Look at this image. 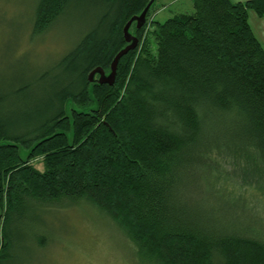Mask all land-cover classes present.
Here are the masks:
<instances>
[{"label":"trees","instance_id":"16d2710c","mask_svg":"<svg viewBox=\"0 0 264 264\" xmlns=\"http://www.w3.org/2000/svg\"><path fill=\"white\" fill-rule=\"evenodd\" d=\"M68 1L38 0L33 30ZM102 1L29 115L0 109V264L14 216L27 202L60 198L102 211L152 264H264V242L214 225L183 199L182 182L214 152L264 173V49L248 21L250 10L264 16V0H191V12L161 22L148 10L141 27L131 24L138 44L111 85L87 74L109 71L126 44L124 24L149 0Z\"/></svg>","mask_w":264,"mask_h":264},{"label":"rangeland","instance_id":"374dc122","mask_svg":"<svg viewBox=\"0 0 264 264\" xmlns=\"http://www.w3.org/2000/svg\"><path fill=\"white\" fill-rule=\"evenodd\" d=\"M37 3L0 0V109L16 118L29 115L25 112L51 90L63 73L57 62L105 10L102 0H69L44 31L35 32ZM149 8L150 18L159 22L193 10L191 0H153ZM248 21L264 49V16L250 10ZM129 32L135 35L133 25ZM19 121L23 124L25 118ZM230 155L214 152L200 165L190 166L182 180L183 199L217 227L264 242V173L259 175L246 160ZM31 163L42 169L38 159ZM26 204L14 216L10 256L2 264H152L139 259L125 233L84 200Z\"/></svg>","mask_w":264,"mask_h":264},{"label":"water","instance_id":"95a60500","mask_svg":"<svg viewBox=\"0 0 264 264\" xmlns=\"http://www.w3.org/2000/svg\"><path fill=\"white\" fill-rule=\"evenodd\" d=\"M152 2L153 0H149L140 14L131 16L124 24L122 31H123V39L126 42V44L114 55L110 63L108 74L105 73L102 67L96 66L88 72L87 74L88 81L90 82L94 81V76L98 75V77L96 78V81L98 83H107L109 85L113 84L116 76V70L119 59L123 55H125L129 50L134 49L138 44V38L129 32V28L132 23H135L137 28L141 27L145 23L146 15Z\"/></svg>","mask_w":264,"mask_h":264},{"label":"flooded vegetation","instance_id":"af4514ba","mask_svg":"<svg viewBox=\"0 0 264 264\" xmlns=\"http://www.w3.org/2000/svg\"><path fill=\"white\" fill-rule=\"evenodd\" d=\"M97 77H98V75H95V76H94V81H96V78H97Z\"/></svg>","mask_w":264,"mask_h":264},{"label":"crops","instance_id":"0c3cea01","mask_svg":"<svg viewBox=\"0 0 264 264\" xmlns=\"http://www.w3.org/2000/svg\"><path fill=\"white\" fill-rule=\"evenodd\" d=\"M232 1H245V0H232ZM248 15H249V13H248Z\"/></svg>","mask_w":264,"mask_h":264}]
</instances>
